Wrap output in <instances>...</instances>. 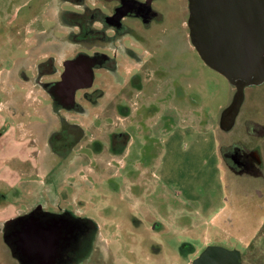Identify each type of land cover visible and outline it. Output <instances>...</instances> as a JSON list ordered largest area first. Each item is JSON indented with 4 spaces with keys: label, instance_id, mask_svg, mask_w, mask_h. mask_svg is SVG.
Instances as JSON below:
<instances>
[{
    "label": "rangeland",
    "instance_id": "1",
    "mask_svg": "<svg viewBox=\"0 0 264 264\" xmlns=\"http://www.w3.org/2000/svg\"><path fill=\"white\" fill-rule=\"evenodd\" d=\"M111 3L0 0V67L12 66L0 76L7 75L13 86L0 87V194L5 198H0V264H22L10 253L13 240L6 250L4 234L29 217L61 222L56 256L65 260L54 264H193L210 245L237 251L240 264H262L263 248L256 247L253 230L264 212V163L258 176L236 175L221 156L224 144L240 139L259 147L264 162V82L246 88L242 107L225 127L220 118L237 89L196 50L189 0H155L156 25L145 29L128 18L129 29L119 36L102 15L110 13ZM29 17L32 22L25 24ZM18 41L33 56L36 45L45 51L48 44L56 62L70 52L94 59L89 61L94 81L77 89L74 109L53 92L63 63L52 66L56 70L50 65L25 70L30 57L22 65L14 59L25 53ZM22 73L49 96L53 125L61 122L48 136L38 135V145L7 112L10 94L18 103L24 100ZM26 95L39 109L40 97L33 98L32 91ZM8 98L10 104L4 103ZM94 99L106 103L111 125L94 119ZM108 125L115 136L100 135V127L109 130ZM40 146L48 154L44 164ZM24 183L38 185L40 192L25 194ZM35 201L53 214L31 215ZM243 228L245 238L228 242V233L238 237L235 231ZM244 239L250 241L247 247ZM63 245L67 251H60Z\"/></svg>",
    "mask_w": 264,
    "mask_h": 264
},
{
    "label": "flooded vegetation",
    "instance_id": "2",
    "mask_svg": "<svg viewBox=\"0 0 264 264\" xmlns=\"http://www.w3.org/2000/svg\"><path fill=\"white\" fill-rule=\"evenodd\" d=\"M154 1L155 0H112L110 13L108 15L104 14L102 11L100 13H103L104 22H108L109 26H111L112 34L119 36V34L124 31H128L129 27L125 22L128 18L136 20L137 24L145 29L154 27L156 25L155 23L160 18V12L156 9ZM204 12H206L205 23L200 19V16H202ZM188 19L191 37L196 38L199 36L202 37L203 35L211 38L224 36H230L232 38H254V47H250L248 50V52H253L257 47L256 40L261 34V1L206 0V5H203L200 0H189ZM100 20L102 19L100 18ZM204 27L206 28L205 33L202 30ZM84 59H88L90 62L94 60L92 57L82 56V54H78L72 59L73 64L70 69V80L72 84H82L85 82L84 71L82 70ZM263 82L264 80L259 84L245 85L243 87V92L246 88L260 86ZM234 87L236 88L235 85ZM82 88H85V86ZM87 95L88 93L84 94V96ZM233 98L235 97L233 96ZM233 98L228 106L224 107L223 124H227L229 117L235 113L236 108H234ZM244 99L245 94L243 93L238 109L242 107ZM73 103H75V101ZM74 108L73 106L69 110ZM64 129L65 127H63V130ZM64 145L66 146L67 143ZM221 160L225 163L227 169L236 175L254 174L253 176H258L261 174L260 167L264 163L259 147L256 145L249 146L247 142H243L240 139L224 144ZM24 222L28 226L27 234L32 238L40 239L32 240L34 245L41 247L45 244L41 249L52 254L48 256V259L50 258L51 261L45 264H54L61 259L63 261L65 260L63 254H61L60 258L56 256V254L59 253L57 236L62 231L61 222L40 223L34 217H29L25 219ZM215 246H218V248L212 249L202 255L200 264L231 263L230 255L225 253L221 246ZM62 249L63 252L67 251L66 248L64 249V245L60 248V251Z\"/></svg>",
    "mask_w": 264,
    "mask_h": 264
},
{
    "label": "crops",
    "instance_id": "3",
    "mask_svg": "<svg viewBox=\"0 0 264 264\" xmlns=\"http://www.w3.org/2000/svg\"><path fill=\"white\" fill-rule=\"evenodd\" d=\"M30 22H32V18L31 17H29L28 20L25 21V24H29ZM45 39H47V38H45ZM23 41H24V39H23ZM16 43H17V47L18 48L22 47V45L24 44L25 53L23 54V56L14 57V59L15 58H20V60H21L20 65H22L23 64L22 60H25V59L30 57V61L29 62L31 64H29L28 65L29 67L27 66V68L25 70H29V69L31 70V68H35V69L41 68V69H43V67H46V69H47L49 67V65L51 67L55 66V68H57L56 65L57 66L61 65V63H63V65H64V63L67 60H72L73 58L76 57L74 54H71L72 52H70V53H68L67 57H60V59L58 58V61L56 62L57 57L54 56L56 54L52 51L53 49L49 48L48 44H47V46H44V47L46 49L48 48L49 50L47 49L45 51L41 50V48H39L38 45H36L37 50L34 51L35 56H33L32 55L33 50H31V53L30 52L28 53L27 44L25 42L18 41ZM29 47H31V49H32V45L28 46V48ZM68 49L69 48H66V50H68ZM68 52H69V50H68ZM59 56H61V55H59ZM11 64H12V62H11ZM11 68H12V66L7 67V68H5L4 66H1L0 67V71H8ZM54 69L52 67V70H54ZM23 74L24 73H22V78H24V80L23 79L22 80L24 81L25 85H21V86L26 87L25 91H24V100L22 102L20 101L18 103V102L13 100L15 95H11L10 94L9 98H10V100L13 101V102L11 101L12 110L13 111L8 108L7 112L11 113L18 120V123H17L18 130H20L22 132V134H24V133L30 134L34 138V144L38 145V141H39L38 140V135H44V136L47 135L48 136V134H49L48 132H50V129L51 128L53 129V128L60 127L61 126V122H60V124L58 122L56 125H53L52 122L55 120L54 123H56L57 120L56 119L53 120L54 110H53V107H52V104H51L52 102L50 101L49 96L47 94H43V92L40 93V91H39L40 89L37 88L35 84H32V82H34V81L31 80V82H30L29 80H27V76L25 74L24 75ZM8 79H10V78L7 75H5V76L3 75V77L0 76V87H2V86L3 87L10 86L8 84V82H9ZM93 81L94 80H92V83H93ZM37 84H39V83H37ZM10 87H13V86H10ZM80 88H82V87H80ZM11 89H13V88H11ZM20 91L22 93V90H20ZM27 91H32V93L34 94L33 98L40 97L39 99H40V103L41 104L39 105L40 106L39 109L38 108L36 109L35 108L36 106L32 105V103L29 102V99H28V97L26 95ZM76 91H77V89H76ZM76 91H75V95H76ZM9 98L5 99L4 103H8L10 101ZM74 98H75V96H74ZM74 101H75V99H74ZM92 102H93V106L94 107L97 106V111H98V114H95L94 119L95 118H100V119L103 118V120H101V123L107 122L109 125H111L112 122H109V121L112 120V115L104 113V110L106 111V109H107L106 103L105 104L104 103L103 104L102 103H98L96 100H93ZM107 103L109 104L110 108H112L111 105H110V102H107ZM8 104H10V103H8ZM222 118H223V115H221L220 122L222 121ZM20 119H24L25 123L19 121ZM62 120L64 121L63 118H62ZM68 121L69 120H65V122H64L66 124L65 126H67V123H70ZM109 125L106 128V129H109V130H104L103 131L102 127H100V129H101L100 135L107 136L106 135L108 133L107 131H109V135H112V136H115L117 134L114 131V129L113 130L111 129V126L109 128ZM227 125L228 124H225L224 126L226 127ZM99 126H101V124L98 125L97 127H99ZM40 147H41V149L39 148L40 152H38L37 154H39V157H42V159L40 160V163L44 164V161H45L46 157L48 156V154H46V152H45L46 150H45V148L43 146H40ZM74 164H76V162H74ZM77 167H79V165H77ZM71 183H75V182L71 181ZM40 185H42V184H40ZM23 188H24V193L25 194H31L34 191H35V194H37V192H40L38 190V185H36V184L35 185H29L28 183H26V184L24 183L23 184ZM46 191H47L46 188L41 189V194L46 193ZM49 196L50 195H44L43 197L45 199V198H48ZM260 196H261V199L263 200L264 199V193L261 192ZM0 198H2L3 200L5 199L3 194H0ZM46 203L47 202H45V206H47V207L50 206L51 208H53V205H51L50 203H48V204H46ZM0 204H2L1 201H0ZM32 204H34L35 206L32 208L34 211H32L31 214L34 213L35 211H37V212H39L41 214H47V213L53 214L52 212L43 211V210H46V209L44 207H42V205H40L39 207H36L37 206L36 205V201L34 203H32ZM62 208L63 207H61L60 209H62ZM39 210H41V211H39ZM14 213L16 214V212H14ZM20 213H21V211L18 214H20ZM28 213L29 212H27L25 214H28ZM13 218H16V215H15V217H13V216L11 217L10 216V217H7L6 219L2 220V224H5L7 221H10ZM46 223H48V222H46ZM27 227L28 226L25 224V222L23 220H20L15 226H13L11 228V230H9L10 232H9V234L7 236L8 238L4 234L5 241H6L5 242L6 250H9L8 247L11 245V240H13L14 253L12 251H10V250L9 251L12 254V256L14 258H16V260L21 262L22 264H39V263L45 264V263L51 261L50 258L48 259V256H50L52 254L51 253L49 254L48 252H46V250H42L41 249L43 246H45V244H43L41 247H39L37 245H34L32 240H34L36 238H32L30 235L27 234L28 233ZM0 230L3 231L4 229H1V226H0ZM243 230H244V228L242 230L238 229V230L235 231V233H237L238 237H236L235 234H233V233H230V234L228 233V237H229L228 242H229L230 239H234L237 242H240L242 238L246 237L245 232H243ZM253 234H255V235L258 234L257 235L258 236L257 239L259 240V242H258V245L256 247L263 248V250H261L262 251L261 254H263V257H264V212L260 215L259 221H258L257 225L255 226V228L253 230ZM9 237H13V239H11ZM249 238H251L250 240H252L253 235H252V237L249 235ZM19 240H21V241H19ZM36 240H40V239H36ZM249 244H250V241L247 240V239H244L243 246L247 247ZM65 246L68 247L67 245H65ZM237 262H238V264H240V253H238ZM262 264H264V258H263V263Z\"/></svg>",
    "mask_w": 264,
    "mask_h": 264
},
{
    "label": "water",
    "instance_id": "4",
    "mask_svg": "<svg viewBox=\"0 0 264 264\" xmlns=\"http://www.w3.org/2000/svg\"><path fill=\"white\" fill-rule=\"evenodd\" d=\"M206 5V0H200ZM261 1V34L257 38V47L255 51L248 52L250 47H254V38H232L224 37H191L198 53L212 68L223 74L228 80L236 86L234 98L235 111L238 109L239 102L243 96V87L248 84H259L264 80V0ZM205 23L206 12L200 16ZM205 33L206 28L202 29ZM73 60H67L64 63V70L60 79L55 83L54 93L60 99L63 106L71 107L74 102L75 91L79 87H86L92 84L93 70L88 59H84L82 70L84 71L85 82L72 84L70 69ZM88 69V70H85ZM233 116V115H232ZM229 117V121L232 118ZM218 248L210 245L196 258L193 264H200L204 253ZM222 250L230 255L231 263L238 264V252L221 247Z\"/></svg>",
    "mask_w": 264,
    "mask_h": 264
}]
</instances>
